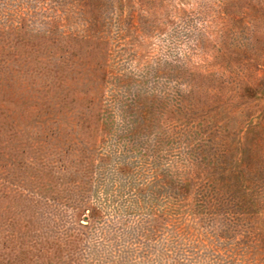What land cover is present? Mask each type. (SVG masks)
<instances>
[{
    "label": "rangeland",
    "instance_id": "374dc122",
    "mask_svg": "<svg viewBox=\"0 0 264 264\" xmlns=\"http://www.w3.org/2000/svg\"><path fill=\"white\" fill-rule=\"evenodd\" d=\"M0 264H264V0H0Z\"/></svg>",
    "mask_w": 264,
    "mask_h": 264
}]
</instances>
